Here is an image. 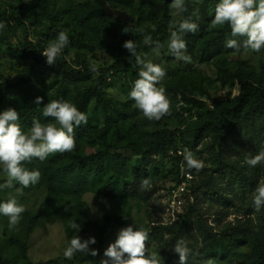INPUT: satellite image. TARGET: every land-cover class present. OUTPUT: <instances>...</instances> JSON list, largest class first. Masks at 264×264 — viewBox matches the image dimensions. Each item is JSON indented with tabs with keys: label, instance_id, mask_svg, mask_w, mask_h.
<instances>
[{
	"label": "rangeland",
	"instance_id": "374dc122",
	"mask_svg": "<svg viewBox=\"0 0 264 264\" xmlns=\"http://www.w3.org/2000/svg\"><path fill=\"white\" fill-rule=\"evenodd\" d=\"M219 2L193 0V12L198 10L195 19L202 25L203 32L195 33L194 51H186L190 62H185L177 60L167 48L170 25H178L183 19L182 14H176L170 7L165 14L143 5L142 0H31L30 3L0 0V22L5 24L0 30V84H19L28 64L19 57V51L30 44L36 53H42L60 31H65L69 45L57 58L65 59L70 67L82 71L90 70L93 63L98 67L91 81L69 83L66 101L75 105L79 94L91 86L102 87L104 93L102 103L95 99L88 103L87 116L95 131L80 142L79 154L103 150L97 135L108 128L107 145L128 160L124 175L118 176L113 170L115 162H111L102 181H89L80 189L71 177L61 178L55 165L43 166L34 159L26 162L24 166L39 170L41 178L36 185L23 189V195L16 196L26 209L17 228L9 229L8 218L0 215V264H100L105 259L104 251L115 242L120 229L130 225L143 227L149 233L148 251L157 252L164 264L165 257L173 250L163 252L158 243L167 247V239L180 234L191 253L198 255L202 250L201 230L210 227L215 235L223 237L239 223L250 228L251 234L220 250L216 256L206 258L205 262L212 259L214 264H256L252 237L264 240L261 223L264 207L248 214V204L253 203L255 191L239 197L229 186L228 179L217 178L218 150L214 133L207 130L199 142L195 138L198 125L207 119L215 101L233 102L240 95V83L225 81L224 72L243 73L258 81L264 77V50L236 52L224 45L214 54L203 53L202 44L210 33L223 27H211ZM128 26L132 30L151 31L155 35L152 40L163 45L156 55L155 45L143 42L145 36L135 40L138 54H146L147 59L166 70L162 86L171 101L172 111L159 121L148 120L128 95L139 71L135 57L123 49L128 33L122 29ZM181 35L183 37V33ZM235 39L242 44L244 38ZM102 70L109 73L100 76ZM60 85L61 78L50 72L38 76L31 90L52 97ZM194 102L203 103L204 107L198 108ZM40 121L44 123L43 118ZM162 132L170 135L150 160L127 150L130 144H147ZM244 143V148L230 153L229 163L250 168L246 160L258 154L259 147L251 133L244 137ZM185 147L204 167L199 172L193 169L194 181L186 184L181 193L184 204L173 215L174 191L182 181L180 166L184 162L179 152ZM252 171L257 185L264 182V163L252 167ZM145 178L150 179V187L142 190L140 185ZM5 179L0 169V184ZM108 181L115 184L118 196L103 194L102 188ZM207 184L216 191H225L232 204L226 208L218 201V196L209 195ZM10 195H15V188L0 189V202ZM79 207L84 208L85 215L78 220L80 230H74L72 237L78 235L82 240L95 237L97 242L90 247L99 254L92 257L76 253L72 259H66L63 253L72 238L68 218L75 216ZM13 241L25 246V255Z\"/></svg>",
	"mask_w": 264,
	"mask_h": 264
},
{
	"label": "trees",
	"instance_id": "16d2710c",
	"mask_svg": "<svg viewBox=\"0 0 264 264\" xmlns=\"http://www.w3.org/2000/svg\"><path fill=\"white\" fill-rule=\"evenodd\" d=\"M171 2L172 0H164L162 4H157L149 0H142L143 5L150 7L154 11H162L165 14L168 13ZM185 5L188 11L182 13L183 19L188 18L193 13V0H185ZM192 21L198 24V30L196 32L202 33L203 27L197 22L195 16H192ZM195 33H183L182 38L186 41L187 50L190 52L194 51L195 48L193 44ZM145 35L155 37L149 30L137 31V29H133L132 32L126 35L125 41L133 40L135 42V40ZM231 39H235V37L231 35V30L228 25H224L221 29L213 30L208 40L202 44L203 53L206 55L214 54L222 50L224 45H226V41ZM123 49L126 50L124 47ZM19 57L28 64L18 85L10 82L0 84V112L9 108L15 109L20 114L18 123L22 129L30 128L34 118L39 120L43 118L44 122H52V118L42 115L44 105L51 100L66 101L70 82L91 81L93 79V73L90 70L82 71L74 69L62 58H57L55 64L49 65L46 62V57H43L41 53H36L30 44L24 50L19 51ZM50 72L57 74L61 78V85L56 94L52 97H45L34 93L31 90V86L36 78L38 76H46ZM100 73V76H104L109 71L102 70ZM223 79L225 81H238L241 86L240 95L233 102L215 101L213 109L208 111L207 119L204 123L198 125L195 131V138L199 142L207 130L214 133V143L218 150L216 160L218 162L217 178L228 179L230 182L229 186L236 195L246 197L255 191L257 185L252 167L231 165L229 159L231 158V152L245 147L244 137L249 133L252 134V138L256 141L259 152L264 151V77L261 76L258 81L251 79L250 76L243 73L224 72ZM103 96L102 87L91 86L79 94L75 100V105L81 112L87 115L88 103L92 99H95L98 103H102ZM37 97H43V102L39 105L35 103ZM194 105L198 108L204 107L203 103L194 102ZM94 131L95 127L91 124L88 117L87 124H82L75 129L76 148L74 151L63 154H51L43 161L38 158H34V160L38 161L36 162L37 164L43 166L47 164L55 165L56 171L61 178L66 179V177H71L78 189L85 186L89 181H102L107 175L106 173L110 168L111 162H115L114 172L118 176L124 175L128 160L122 155L116 154L114 148L107 145L106 137L109 131L108 128H105L97 135L100 144L104 148L103 150H98L87 155L79 154L80 142L87 136L93 134ZM169 135V132L158 133L147 144L140 145L133 143L127 147V150L134 155L143 156L146 160H150L155 150L162 147ZM205 188L209 195L218 196V201L226 206V208L232 204L231 198L227 197L225 191H216L217 189L210 184H207ZM102 192L106 196H118L117 188L111 181L106 182L102 188ZM253 213L254 206L253 203H250L248 204V214ZM84 215V208L79 207L76 215L68 218L70 237L74 233L71 224L73 222L77 223ZM261 223L264 225V215L261 217ZM201 231H203L201 233L202 250L198 255L191 253L188 257L187 264H205L206 258L216 256L220 250L225 249L228 245L239 243L242 237L251 234V229L240 223L223 237L215 235L213 229L210 227ZM252 238L255 242L252 255L255 257L256 264H264V240ZM180 239H183L180 234L173 235L167 239L169 244H167V247L166 244L162 243L160 245L158 243V246L165 252L166 249L173 248L176 241ZM13 243L19 245L24 255L26 254L24 245L22 246L16 241H13ZM164 264H179V258L174 251L170 256L165 257Z\"/></svg>",
	"mask_w": 264,
	"mask_h": 264
},
{
	"label": "clouds",
	"instance_id": "9594fccd",
	"mask_svg": "<svg viewBox=\"0 0 264 264\" xmlns=\"http://www.w3.org/2000/svg\"><path fill=\"white\" fill-rule=\"evenodd\" d=\"M30 3L31 0H25ZM170 8L176 14L187 12L185 0H172ZM192 16L198 18V10L191 16L182 19L178 25H170V37L167 44L168 51L177 59L190 62V57L185 53L187 43L182 38V33H195L198 24L192 21ZM228 25L233 37H243L242 44L237 39L226 41V47L245 53H255L264 50V0H220L216 5L215 15L211 21V27ZM5 24L0 22V30ZM175 28V30H172ZM124 33L132 32L130 26L122 29ZM142 31V30H137ZM145 44H154L153 51L159 55L163 45L159 41H153L150 35H145ZM69 45V36L65 31H60L56 38L49 42L41 53L46 57L49 65L55 64L57 57L63 49ZM123 47L135 57L138 66V78L134 81L129 98L135 102V107L142 112L148 120L159 121L171 114V101L162 86L166 77V70L159 64L147 59L146 54H138L133 40L125 41ZM92 73L98 72L96 64L90 65ZM43 102V97H37V105ZM182 106V105H178ZM42 115L50 117L54 122L42 123L39 119H33L30 128L25 131L18 123L20 114L13 108L0 112V169L5 174V182L0 184V189L15 188V195H10L4 202H0V215L8 218L9 229H15L20 223L25 207L18 202L17 195H23V189L36 185L41 178L39 170H30L25 167L26 162L34 158L45 160L55 153L72 152L76 148L75 129L88 123V117L74 104L68 101L51 100L43 107ZM187 169L202 170L204 164L194 157L189 149L182 152ZM249 166L255 167L264 163V151L249 157L246 160ZM19 185L20 187H15ZM142 190L150 187V179L145 178L140 185ZM255 211L264 207V182L255 188L253 196ZM71 227L78 232L80 226L73 222ZM149 233L143 227L133 225L120 229L117 239L104 251L105 259L100 264H163V258L157 252L148 251ZM95 237L81 239L74 235L64 250V257L72 259L76 253L97 256L98 250L90 245L96 244ZM172 250L179 256V264H187L191 250L183 239L177 240ZM205 264H214L208 259Z\"/></svg>",
	"mask_w": 264,
	"mask_h": 264
},
{
	"label": "built area",
	"instance_id": "2783aa9c",
	"mask_svg": "<svg viewBox=\"0 0 264 264\" xmlns=\"http://www.w3.org/2000/svg\"><path fill=\"white\" fill-rule=\"evenodd\" d=\"M184 149H186V147ZM179 153L182 154L181 152H179ZM180 171H181L182 181H181L177 191H174L175 193H174V199H173V203H172L173 215H175V211L180 210L184 204L183 195L181 193L185 190L186 184L194 181L193 170H187L185 162H183L181 164Z\"/></svg>",
	"mask_w": 264,
	"mask_h": 264
}]
</instances>
